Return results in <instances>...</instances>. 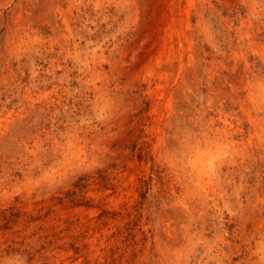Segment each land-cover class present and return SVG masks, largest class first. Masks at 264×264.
I'll use <instances>...</instances> for the list:
<instances>
[{
	"label": "rangeland",
	"instance_id": "rangeland-1",
	"mask_svg": "<svg viewBox=\"0 0 264 264\" xmlns=\"http://www.w3.org/2000/svg\"><path fill=\"white\" fill-rule=\"evenodd\" d=\"M0 264H264V0H0Z\"/></svg>",
	"mask_w": 264,
	"mask_h": 264
},
{
	"label": "bare ground",
	"instance_id": "bare-ground-1",
	"mask_svg": "<svg viewBox=\"0 0 264 264\" xmlns=\"http://www.w3.org/2000/svg\"><path fill=\"white\" fill-rule=\"evenodd\" d=\"M177 38V37H176ZM179 51H180V48H179ZM177 52V51H176ZM182 52V51H181ZM180 54V53H179Z\"/></svg>",
	"mask_w": 264,
	"mask_h": 264
}]
</instances>
